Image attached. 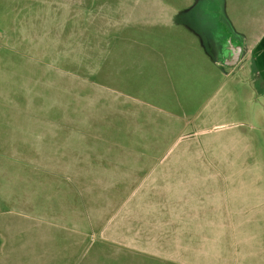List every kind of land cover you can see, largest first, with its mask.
<instances>
[{"label":"rangeland","instance_id":"rangeland-1","mask_svg":"<svg viewBox=\"0 0 264 264\" xmlns=\"http://www.w3.org/2000/svg\"><path fill=\"white\" fill-rule=\"evenodd\" d=\"M69 1L70 6L67 0L56 5L0 0V62L19 64V74H24L19 126L34 127L35 115L53 117L63 110L60 100H69L72 112L80 104L86 114L81 125L73 120L71 127L86 132L87 147L85 168L54 172L33 165L30 141L19 137L14 151L0 140V226L110 222L150 165L162 158L171 161L188 145L195 158L224 164L212 170L229 166L245 179L189 186L215 192L208 199L215 209L216 224L209 227L213 241L207 253L198 235L192 264H264V100L250 94L251 85L239 65H228L236 95L229 104L232 110L235 106L234 113L225 115L222 96L229 86L223 84L221 70L203 69L201 64L193 68L190 56L178 61L174 53L162 51L181 41L176 38L178 22L171 20L175 17L169 11H146L150 2L179 9L196 0ZM115 102L124 112L113 109ZM210 105L216 106L214 115H209ZM14 111V104L0 102V123ZM219 123L226 124L209 130ZM205 128L202 135L194 134ZM241 129L253 137L250 150L234 140ZM204 139L214 142L198 149L195 143ZM142 145L151 148L146 157ZM78 170L87 173L86 179ZM107 170L115 177L113 184L106 180ZM127 171L131 178L122 181ZM240 209L242 214H236ZM61 233L51 241L41 240L35 229L19 230V264H130L124 248L91 237L94 232L82 242ZM147 264L160 263L151 257Z\"/></svg>","mask_w":264,"mask_h":264},{"label":"crops","instance_id":"crops-1","mask_svg":"<svg viewBox=\"0 0 264 264\" xmlns=\"http://www.w3.org/2000/svg\"><path fill=\"white\" fill-rule=\"evenodd\" d=\"M56 1L60 0H45V3L56 5ZM67 1L70 6V1ZM51 7L55 10L53 6ZM181 7L177 9L150 2L146 8L148 13L159 12L160 9L169 11L175 17L171 20L178 22L176 38L181 41L173 46L174 50L170 48L162 51L166 54L174 53L178 61L180 57L190 56L192 58L190 65L193 68L201 64L203 69L217 67L221 70L223 84L229 86L222 96L225 102L221 111L225 115L234 113L235 106L232 110L229 104L236 95L232 88V70L226 69L228 65H239L245 71L243 79L251 85L250 94L264 100V0H196ZM2 35L4 38L8 37L5 32H2ZM3 50L0 48V61ZM10 51L18 53V50ZM235 51L239 54V61L232 64ZM23 75V73L19 74V64L9 66L0 62V102L14 104L17 109L8 116L3 115L5 119L0 123L2 145L9 150L18 151L20 137L33 145L34 166L47 167L54 172L61 169L71 171L72 167L85 168L86 132L81 126L74 130L71 127L73 120L81 125L83 116L86 117V114L82 113V106L79 104V107L72 112L70 101L60 100L59 105L63 104V110L58 114L55 113L53 117L45 114L35 115L34 118L38 122L30 129L24 128L28 123L19 126V84L23 80L20 79ZM221 88L218 89L217 94ZM30 96H33L32 93ZM33 99L28 101L34 102ZM51 102L54 103V99H51ZM215 107V105L208 107L209 115H214ZM115 108L118 114L125 110L116 102L113 104V109ZM263 109L264 105L261 111L264 115ZM224 124L226 123L216 124L209 130L220 128ZM206 130L208 129H200L194 134L202 135ZM2 131L7 132L5 137H2ZM117 131L121 132V127ZM125 132L131 134V130L127 127ZM19 134L22 136L32 134V136L22 137ZM234 140H237L245 151L250 150L254 144L253 137L242 129ZM213 142V139H204L203 142L195 143V146L199 149L204 146L203 144L210 145ZM150 149L148 146L142 148L145 157ZM212 166H224V164H209L199 155L195 158L192 148L186 145L171 161L162 158L148 167L147 172L137 179L138 185L109 219L110 222L74 221L68 224L0 226V264H19V230L24 231V229H35L41 240L48 237L51 241L63 234L61 232H66L64 234L70 239L74 237L76 242H82L87 240L89 232H94L90 234L91 237H99L101 240L117 243L124 248L130 264L136 262L147 264L151 257L160 264H192L193 252L198 250V235L202 234L207 253L210 241H213L209 227L216 224L215 209L214 203H210L208 199L212 198L215 192L195 191L189 186L194 184L192 182L207 183L218 179H228V182L234 184L235 181L243 179V176L232 173L229 166L228 169L223 167L215 170L210 168ZM242 167L246 166L239 168ZM134 170L138 171L136 166ZM78 173H82L81 177L85 176L86 179V172L78 170ZM123 177L122 181L129 180L131 173L127 171ZM114 178V175L107 170L106 180L113 184V181H116ZM236 214H242V209ZM220 224L224 226V222ZM200 225L202 229H199Z\"/></svg>","mask_w":264,"mask_h":264},{"label":"water","instance_id":"water-1","mask_svg":"<svg viewBox=\"0 0 264 264\" xmlns=\"http://www.w3.org/2000/svg\"><path fill=\"white\" fill-rule=\"evenodd\" d=\"M235 55L233 56V59L231 60L232 64H236L239 61V54L237 53V51H235Z\"/></svg>","mask_w":264,"mask_h":264}]
</instances>
